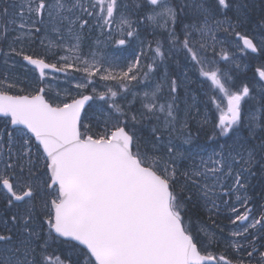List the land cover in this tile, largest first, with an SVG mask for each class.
<instances>
[{"label": "snow or ice", "instance_id": "6c2138e0", "mask_svg": "<svg viewBox=\"0 0 264 264\" xmlns=\"http://www.w3.org/2000/svg\"><path fill=\"white\" fill-rule=\"evenodd\" d=\"M250 6L0 0V264H264V85L216 66L264 58ZM22 62L38 76L11 72ZM189 72L215 114L188 102Z\"/></svg>", "mask_w": 264, "mask_h": 264}, {"label": "rangeland", "instance_id": "374dc122", "mask_svg": "<svg viewBox=\"0 0 264 264\" xmlns=\"http://www.w3.org/2000/svg\"><path fill=\"white\" fill-rule=\"evenodd\" d=\"M257 1L258 0H256V2ZM262 7H264V5L259 4L257 9H260L259 11L261 12ZM260 15L261 14L257 13L258 17H260ZM251 28H252V26H249V29H251ZM249 34H251V31L249 32ZM97 37H98V33L94 31L91 33L90 36H88L86 38L85 45H84L85 51H87V49L89 47L95 46L94 42H95ZM141 38L145 39L146 41L155 39V37L149 35L148 30H144V29H142V31H141ZM220 38L223 39L224 34H220ZM101 39H103V38L101 37ZM231 39L232 38L229 37V40H231ZM153 47H155V46L153 45ZM225 47H229V45L226 44ZM103 50H104L105 54H107V55L119 57L121 63L124 62L125 58H128V59L132 58V51H133L132 47H129L127 49H117V47L115 45L109 44ZM229 51H234V49L229 47ZM233 63H235L234 64L235 68L237 67L236 65H239V67L241 66V71L249 68V66L251 64L255 65V70H256L258 67H260L262 64H264V58H256V56L253 54L247 55V56H245L243 54H237V57L235 58V62H233L231 60L218 62V64L216 66L219 67V69L222 72H225V73H228L229 75H231V77L233 78V82H234L235 87L239 88L240 86L243 85L242 84L243 82L235 78V76H237V72H235L233 67L229 66ZM169 71L175 76L176 73L179 71V69L173 66L169 69ZM73 75L78 76L79 74L74 73ZM250 76H254L249 83L250 88L253 86H256L258 88L261 85H264V83H262L259 79H257V76H255L253 74ZM52 77H55L56 79L52 80ZM189 77H190V79L187 83L188 96L186 97L188 99V102L189 103H195L196 106L200 109L201 113H203V111L205 110V107H209L210 112L215 114L214 107L206 105L207 96L205 95V93L208 92V90H209L210 82H206L204 80V78L200 77L198 73H194V72H189ZM48 79L52 82L54 89H63V88L69 87L68 83L66 82V80H67L66 77L59 78L55 74H49ZM179 79H182V77H180ZM245 84H247V83H245ZM180 95L182 98H185L184 92H181ZM193 98H195V99L193 100ZM216 115H218V114H216ZM190 128H191L193 133L196 132L195 121L190 122ZM199 142L205 143L206 138L203 135H201V137L199 138ZM217 225H219V228H217L218 233H219L220 229H223L222 235L224 237H228L231 230H233L235 228V226L232 225L230 223L229 219L227 218V213H225L224 215H221L220 217L217 218ZM220 248H221V251H224V245L223 244L220 245ZM215 250L217 251V249H215Z\"/></svg>", "mask_w": 264, "mask_h": 264}, {"label": "trees", "instance_id": "16d2710c", "mask_svg": "<svg viewBox=\"0 0 264 264\" xmlns=\"http://www.w3.org/2000/svg\"><path fill=\"white\" fill-rule=\"evenodd\" d=\"M261 0H258L256 2V0H251V6H250V15L252 16L253 20L258 19L259 17L257 16V13L261 14V12L259 11L260 9H257ZM253 3V4H252ZM249 26H254V25H249ZM255 55V54H253ZM22 68V69H21ZM4 69H0V71H3ZM11 72L15 73L16 75L20 76L22 80H30V76H29V71L27 68H25L24 66H20L19 64L15 67L11 69ZM235 72H237V76H235L236 79L242 81V84L247 83L248 86H250V81L254 76H250V75H255L256 76V70H255V65L251 64L249 66V68L241 71L239 69V67H236Z\"/></svg>", "mask_w": 264, "mask_h": 264}, {"label": "flooded vegetation", "instance_id": "af4514ba", "mask_svg": "<svg viewBox=\"0 0 264 264\" xmlns=\"http://www.w3.org/2000/svg\"><path fill=\"white\" fill-rule=\"evenodd\" d=\"M153 41H154V40H153ZM153 45L155 46L154 43H153ZM36 50H37V51H43L41 48H37ZM49 62H55V58H51ZM30 71H31V73L34 74L35 77L38 76V72H34V71L32 70V68L30 69ZM57 75H58V74H57ZM59 75H60V74H59ZM61 76L64 77L65 74H64V75H61ZM61 76H60V78H62ZM35 77H34V78H35ZM32 80H33V79H32Z\"/></svg>", "mask_w": 264, "mask_h": 264}, {"label": "water", "instance_id": "95a60500", "mask_svg": "<svg viewBox=\"0 0 264 264\" xmlns=\"http://www.w3.org/2000/svg\"><path fill=\"white\" fill-rule=\"evenodd\" d=\"M264 82V81H263Z\"/></svg>", "mask_w": 264, "mask_h": 264}]
</instances>
